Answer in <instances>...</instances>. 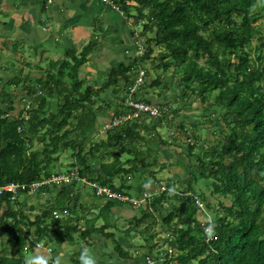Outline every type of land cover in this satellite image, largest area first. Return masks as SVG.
Returning a JSON list of instances; mask_svg holds the SVG:
<instances>
[{
    "label": "trees",
    "instance_id": "trees-1",
    "mask_svg": "<svg viewBox=\"0 0 264 264\" xmlns=\"http://www.w3.org/2000/svg\"><path fill=\"white\" fill-rule=\"evenodd\" d=\"M112 1L119 5L124 23L134 17L137 22L132 25L143 26L140 33L142 54L127 56V63H118L106 71L107 80L103 86H112V94L120 93V103L111 107L109 101L98 96L103 88L93 90L79 73V68L88 61L93 41H88L80 52L67 48L62 60H50L55 74L34 68L41 74L34 82L28 75L0 78V94L7 97V109H14L13 95L6 90L7 87L16 90L22 84L31 83L33 87L28 85L26 92H39L34 98L37 101L35 108L26 119L20 114L8 118L7 113L0 110V185L10 182L24 185V190H19L12 198L16 202L19 196L28 197L33 193L43 196L44 191V201H54L30 220L29 215L23 212L22 204L17 209L13 208L10 193L0 194V264H25V256L33 255L34 250L50 249L54 252L64 242H79L98 232L113 237V233L104 231L114 226L115 214L111 208L121 204L117 200L106 198L97 216L92 220L86 218L87 225L82 228L78 225L80 215L70 219L68 213L70 221L60 217L64 216L63 209L70 214L77 213L75 188L81 182L71 179L65 184L51 180L55 175L64 174L59 164L50 165V162H56L57 154L66 147L72 149V163H76L78 176L85 181L130 198L140 196L143 189L151 193L152 197L145 199L144 203L132 206L139 209V214L129 221L130 225L140 229L143 237L150 228V225L141 228L150 215H146V209L150 205L170 201L168 213L161 221L162 225L169 226L170 234L163 239L155 237L156 232H152L150 238L146 236L148 239L144 238L137 256L139 264H154L161 259V264L170 260L177 264H264V32L253 24L263 16L264 0ZM132 12L136 15L132 16ZM252 39L257 42L251 47ZM155 46L163 50L151 61L152 70L167 73L173 66V70L181 74L178 86L182 95L188 97L191 93L199 100L197 112L205 107L216 109L219 115L222 112L220 120L223 122L222 127L210 131V134L221 136L215 138L211 147L199 144V152L196 153L197 141L192 137L185 141L188 154L195 155V163L178 164L180 169L188 172L185 190L159 192V195H153L150 182L145 188L146 178L140 176V165L149 157L150 150L154 152L151 146L153 139L166 144L161 134L155 131L151 136L143 135L142 132L148 128L145 124L138 129L137 120H125L104 130V138L93 141L88 139L89 135L94 134L98 124L105 123L108 118L101 116L104 112L96 115L84 104L87 101L96 105L103 101L105 111H112L111 116L114 117L133 111L121 103L127 97L126 89L134 84L135 74L142 71L143 81L149 74L144 63L150 59ZM252 53L256 54L252 56ZM156 60L159 62L153 65ZM161 80L156 74L150 86L162 84L167 88ZM143 85L140 84V89ZM55 95L60 97L56 103L57 110L46 115L47 99ZM131 98L147 105L154 104L148 94L133 93ZM102 109L100 106L96 110L100 112ZM161 112L162 109L157 115L159 120ZM145 113L139 115L140 122L150 117L148 112ZM73 122L77 125L76 130L69 127ZM176 127L180 130L185 128L183 123ZM191 127L193 131L199 128ZM35 142L42 145L40 151L32 150ZM155 151L162 155L160 148ZM143 153L148 156L144 158ZM170 165H176V162L163 163L157 168L162 170ZM148 175L158 183L153 170ZM41 180H47V183L30 193V184ZM140 181L143 183L141 186L137 185ZM173 184L164 182L166 188ZM205 185L210 195L216 197V202L207 200L210 195L203 191ZM127 191L136 195L132 196ZM206 207L213 211L209 239L203 234V225L199 222L200 210ZM79 208L84 210L82 203H79ZM53 211L58 212V218H53ZM98 218L103 222L95 226ZM158 242L167 248L157 249L154 253ZM114 243L118 256L125 257V246ZM168 249L176 254L168 252Z\"/></svg>",
    "mask_w": 264,
    "mask_h": 264
},
{
    "label": "rangeland",
    "instance_id": "rangeland-1",
    "mask_svg": "<svg viewBox=\"0 0 264 264\" xmlns=\"http://www.w3.org/2000/svg\"><path fill=\"white\" fill-rule=\"evenodd\" d=\"M264 9V5H263ZM114 12V11H113ZM67 13L71 15V10L68 9ZM118 15H120L121 21L124 22V16L119 13L115 12ZM114 13V14H115ZM115 14V15H117ZM117 15V16H118ZM136 12H132V16H135ZM263 16H264V11H263ZM260 17L254 22L253 24L256 26H260L262 31L264 32V17ZM8 22V19L6 15H0V37L2 38L0 44V77L2 79H9L12 78L13 76H25L28 75L30 76V79L35 78L36 76L35 73L38 75L40 74L39 72H36L34 70V65L41 66V71L47 72L50 71L51 73L55 74V68L50 67L49 60L54 59V62L56 59H64L65 58V52L63 51L64 48H73L76 50V52H80L82 47L88 42V39L85 40V38H75L74 42L72 40H66L63 39L61 42L62 44H58V50L53 53V50H50L46 52V59L48 61L42 62L41 64L39 63H34L35 61V55L36 53L31 50V48L21 42H18L17 40H11L12 42L10 43L9 37H7V34L4 32V23ZM134 22H137L134 17H130L127 21V26L129 29L127 30L126 34V43H130L132 46V50H125V55H126V60L125 63L128 62L127 56H136L141 55L143 52L142 47H138L137 42H141L142 44V37H140V33L142 32L143 26L140 24L137 25H132ZM53 28V33H60L59 30V23H52L51 24ZM51 33L47 34L49 36ZM111 41H109V45H107L106 48L102 47L101 51L97 53V56H94L92 59L89 60V63L87 61L84 63L79 68V72L82 75H88V83L91 86L93 90H100L99 88H103V90L99 93V98L101 99H106V101L111 103V107L113 104H118L120 103L119 100V94H112V86L110 88L104 87L103 85L106 83V71H107V64L111 63L117 64L120 61L121 53L118 52V50L121 48L120 44L118 41H115L114 36H111ZM134 40V43H133ZM256 40L252 39L251 40V47L255 46ZM136 50V51H135ZM163 50V48L159 46H155L154 52L151 55L150 59H148L144 64L148 68L149 74L147 75L146 79L144 81H141L144 85L142 89H140L139 85H135L134 87L131 88V93H136L139 95H150V98H153L152 102L154 103L153 105L160 104L162 107V118L156 116H150L149 118H145L140 122L139 120V115L132 117L130 121L137 120L139 123L140 127H143V124H145L148 128L147 131L142 132L143 135L146 136H151L155 131L161 134V139L162 141H166V144L160 143V141H157L156 139H153L151 142V146L154 150H150V155L149 157L143 161L140 165V176L142 178H146L145 183L152 182L151 179H149V172L150 170H153L155 173V179L159 180H164V181H169L174 183V187L176 188L177 192H181L185 190L186 188V178L188 176V172L186 169H180L178 164H188L187 162L195 163V155H190L188 154L187 151V146L185 141L189 138H193L194 141H197L195 150L197 151L198 145L203 144V146L206 147H211L215 141V138L218 137L219 135H214L213 133L210 134V131L213 130L214 128H219L223 126V122L220 120V115L217 113L216 109H211L208 110L206 107L205 108H200L199 112L198 108L200 107L199 105V100L197 99L196 96H193V94H189L187 96H183L180 87L178 86V83L180 81L181 74L180 72L174 71V67L172 66L167 73L161 72V70H157L156 72L152 70V65L151 61L155 56H158L160 52ZM22 52V53H21ZM16 55L17 53H21L19 55V60L13 59L14 54ZM120 53V55H119ZM136 53V54H135ZM256 53H252V56H254ZM15 57V56H14ZM89 59V58H88ZM159 61L156 60L153 65L158 63ZM34 63V64H33ZM97 68V69H96ZM54 71H52V70ZM33 73V74H32ZM156 74H159L161 77V81L166 83L167 88L162 86V84L158 87H152L150 84L152 83V80L156 77ZM41 75V74H40ZM136 75V74H135ZM136 77L134 76L133 80ZM140 82V83H141ZM28 85H32L31 83H25L22 84L21 86H18L16 90H14L13 87H7L6 90L11 92L13 95L12 99V106H14V109H7L8 102H7V97L2 96L0 94V110L2 112H6L8 118H13L17 117L19 114L21 117L26 119L29 117V112L35 108V105L37 103L34 98L36 97V94H28L25 90V88ZM39 88V86H37ZM0 90H1V85H0ZM129 89H126V92ZM126 94V93H125ZM160 94V95H159ZM57 100H60V97L58 95H55L54 97H50L47 99L46 107L44 109V113L48 115L49 112H54L57 110ZM97 102V101H96ZM125 100L121 103V105L124 106ZM86 104V108L90 109L91 111L96 112V115L99 116L102 112H104L103 116L104 118H108V120L112 117H114L112 114V111H105L106 105L104 104L103 101H98L95 105H90L87 103V101L84 102ZM103 108L102 111L98 112L96 109L97 107ZM187 107V108H186ZM181 110L180 113L178 111ZM128 115V114H127ZM126 115V116H127ZM202 115V116H201ZM100 121V119H99ZM125 121V120H124ZM159 121V123H158ZM129 122V121H128ZM85 123H87L85 121ZM183 123V126L185 127L183 130L178 129L176 127L177 124ZM117 124V122H115ZM118 125V124H117ZM116 125V126H117ZM191 125L198 126L199 128L195 129L193 131ZM71 130H76L77 125L75 122L72 123V125L69 126ZM108 127L107 121L105 123H99L96 130L94 131V134L91 133L88 137V139H93V141H98L99 139H102L105 137L104 130H106ZM191 127V128H190ZM154 128V130L150 129ZM203 129V131H202ZM62 131V130H61ZM93 134V135H92ZM197 134L198 137H193V135ZM176 135V136H175ZM36 137V135H35ZM221 138V136H219ZM38 138V135H37ZM166 147V148H165ZM157 148H160L161 154H158L155 150ZM42 149V145L38 142L34 143V147L32 148L33 151L38 150L40 151ZM59 155L57 154V161L56 162H50V165L53 163L59 164L58 166L60 167L61 172L64 173L63 181L65 184L70 183L71 179L73 180H81L79 184L76 185L75 192L77 193V200L75 206L77 207V213L76 214H70V211H67V213H64L65 215H60V217L63 220H68L72 219L74 216H79L80 215V220L78 222V225L82 228L85 227L87 224L86 221H84L86 218H89V220H92L95 218L98 214V209L102 207L104 204L105 199L103 197H100L94 192L93 186L91 183L87 182L84 180V178H80L78 176V167L76 163L73 162V158L71 157L72 154V149L69 147H66L65 150L61 151ZM197 151L196 153H198ZM195 153V152H194ZM193 153V154H194ZM56 156V155H55ZM144 158H146L148 155L146 153H143ZM170 160V161H169ZM156 162V163H154ZM171 162H176V165H170L166 169H158V165H162L163 163H171ZM193 168V167H192ZM190 167V169H192ZM151 177V176H150ZM46 182L47 180H43L41 182H38L39 184H42ZM142 181H140L141 183ZM202 184L205 183V181H201ZM116 184V182H114ZM138 183L137 185H139ZM143 184V183H142ZM207 185V184H206ZM204 186V192L206 195H210L209 190L207 189L208 186ZM145 188L147 185H145ZM199 186V184H198ZM150 188V187H149ZM201 188V186H200ZM145 191L144 189L141 190ZM128 193H131L130 195L135 196L136 193L133 191H127ZM146 193V192H145ZM32 195L26 197V195L19 196L17 199L19 201L16 202L14 199H11V205H13V208L17 209L21 204L23 205L24 208V213L29 215L30 220H33L35 217V214H39V212L50 205L54 202L53 200L49 202H45L44 196L46 195L45 191L43 196H38V195ZM48 195V194H47ZM141 195V194H140ZM38 196V197H37ZM47 197V196H46ZM139 196H135L134 198H138ZM213 199V200H212ZM207 200L212 201L213 203L216 202L215 196L210 195V197L207 196ZM16 202V203H15ZM79 203L83 204L84 210H81L79 208ZM170 201L164 202L163 204H157L155 207L150 205L146 211H158L155 215L154 218L156 219L159 214L163 210H165V213H162V215H159V220L158 222H155L154 226L151 225L149 229H147V235H143L140 233V229L138 227H134L133 225H130L129 221L131 220L132 215H138L139 214V209H134L129 203H123L120 204L116 207H112L111 210L115 214L114 220L112 221L113 225L111 228H106L104 232H109L113 233V237H106L104 234L95 233L92 234L89 237L80 240L79 242L75 241H69V242H64V244L61 245L60 248H56L50 251V249H46V253L50 256H55L57 253L60 254H65L68 257V264H77L79 263L77 257L80 251V248L83 246L89 247L90 250L95 252L98 263H104L109 264H139V259H138V254L141 251V245L145 242V239L150 238V234L152 232H156L157 236L159 239H163V237H167L170 234V229L169 226L166 229L164 233L162 230H160L158 224L161 222V217L165 216L168 213L169 210V205ZM196 204V202H195ZM34 206L33 208H30V206ZM200 202H198V206H200ZM207 214L210 216L212 214L211 211L205 209ZM70 219H69V215ZM67 216V217H66ZM102 220L98 218L95 221V226H99L102 224ZM147 223H144L141 225V228L146 227ZM163 233V234H162ZM163 235V237H161ZM30 236V234H29ZM148 236V237H146ZM127 239V240H126ZM156 240V238H155ZM114 241L116 242H121L125 246V249H127V255L125 257H119L118 253L114 249ZM123 241V242H122ZM120 243V244H121ZM50 246H52L50 244ZM2 245L0 244V248ZM48 248V247H44ZM166 245L164 243L158 242V246L156 247V250L154 253H156L158 250L166 249ZM58 249V251H57ZM158 249V250H157ZM168 252H171L173 254H176L174 251L168 249ZM31 254H27L25 257H30ZM72 260L74 262H72ZM77 260V262L75 261ZM120 261V262H119ZM147 262V259H145ZM159 261H162L159 260ZM171 261V262H170ZM166 264H177L175 261L170 260ZM195 263V262H194ZM155 264V263H154ZM157 264H161V262H158Z\"/></svg>",
    "mask_w": 264,
    "mask_h": 264
},
{
    "label": "crops",
    "instance_id": "crops-1",
    "mask_svg": "<svg viewBox=\"0 0 264 264\" xmlns=\"http://www.w3.org/2000/svg\"><path fill=\"white\" fill-rule=\"evenodd\" d=\"M68 9L71 10V15L67 13ZM114 13L100 0H0V15H6L8 19V22L4 23V32L9 37V40L6 41L11 43L13 40H17L29 46L36 53L34 63L39 64L48 61L46 59V52L49 49L55 53L58 50V44H62L61 41L63 39L74 42L75 38H85V40L93 41L94 46L88 55L89 59L87 63H89L90 59L98 55L97 53L101 51L102 47L106 48L110 44L111 36H114L115 41H118L121 46L118 50L121 53L118 63H125V50H132L130 43H126V29L129 28L127 23L121 21L120 15L115 13L117 16ZM53 22L59 23L60 33L56 34L52 32L53 28L51 24ZM49 33L51 34L47 36ZM1 40L2 38L0 37V44H2ZM66 49L64 48L63 51L66 52ZM21 53H17L16 55L13 53L15 56H13V59L15 60ZM17 59L19 60V57ZM51 60L54 61V59ZM107 66L109 69L111 66H115V64L108 63ZM33 67L35 69L41 68L38 65ZM80 75L89 81L88 75L85 76L81 73ZM34 76L36 77L33 79L29 78L31 82H34L41 75L35 73ZM148 183L144 184L147 185ZM141 185L142 182L139 186ZM157 212L156 209L155 211L147 212L146 215L150 214L147 217V221H145L147 225L154 226L155 222L159 220V215L165 213V210L156 219H153ZM133 216L135 214L131 217ZM163 217H161V221ZM158 226L163 233L168 229L167 225H162L161 222ZM121 245L123 244L121 243ZM75 261L77 262V260ZM72 262L74 261L72 260ZM158 262L161 261L154 263L157 264ZM105 263L100 262L98 264Z\"/></svg>",
    "mask_w": 264,
    "mask_h": 264
},
{
    "label": "built area",
    "instance_id": "built-area-1",
    "mask_svg": "<svg viewBox=\"0 0 264 264\" xmlns=\"http://www.w3.org/2000/svg\"><path fill=\"white\" fill-rule=\"evenodd\" d=\"M100 1L106 7H108L110 10L121 13L120 10H119V5L115 4L112 0H100ZM139 46L142 47L141 44H139L138 47ZM142 74H143V72L140 71V72H138L135 75L136 78L134 79V84L127 91L128 94L126 95L127 97H126L125 103H124V106L125 107H131L134 110L131 111L130 113H127L128 115L125 114L123 116H117V117L110 118L107 121V123H108V127L107 128L116 127V125L117 124L119 125V123L121 121L130 119V118L135 117V116H137V115H139L141 113L148 112L149 116H156V115H158L160 113V111L162 109V107L159 108L160 105L159 106H157V104L156 105H147L144 102H142L140 100H137V98L136 99H132L131 98L132 97V94H133V93L130 92L131 91V88L134 87L135 85H139L140 86V84L142 83L141 81H143V78H144L142 76ZM115 122H117V124H115ZM64 176H65L64 174H60V175L58 174V175L53 176L51 180L59 183L60 181H63V177ZM41 181H43V180H41ZM41 181H39V182H41ZM44 183H46V182H44ZM44 183H42V184H44ZM42 184H39L38 185V182H33L29 186V192L32 193V192L36 191V189L38 188V186H41ZM92 185H94L93 186V189L94 188L96 189V194L97 195L103 196L104 199L108 198V199L117 200L121 204H123V203H129V204H131L133 206H139L140 203L141 204L144 203L145 199H147L149 197H152L150 192L142 191L141 192V195L138 198H134V197L133 198H130V197H128L125 194L122 195V194H120L118 192H112V191H110L106 187L99 188L96 184H92ZM19 190H24V185H20L19 183H14V182L13 183L10 182V183H6V184H3V185H0V194H2L4 192L10 193L11 199L15 196V194ZM164 190H166V188L164 186H160L159 188H156V189L153 190V195L154 194L157 195L159 192H162ZM62 213L64 214V213H67V212L63 209L62 210ZM52 216H53V218L56 219V218H58L59 214H58L57 211H53L52 212ZM147 262L148 263L150 262L149 259H147Z\"/></svg>",
    "mask_w": 264,
    "mask_h": 264
},
{
    "label": "clouds",
    "instance_id": "clouds-1",
    "mask_svg": "<svg viewBox=\"0 0 264 264\" xmlns=\"http://www.w3.org/2000/svg\"><path fill=\"white\" fill-rule=\"evenodd\" d=\"M164 182H165L164 180H159V179H158V183H154L152 181L150 189L153 191L154 189L159 188L160 186L165 187ZM162 192H171V193L176 192L177 193V190L174 186H172V187H167L166 190ZM157 195H159V193ZM215 200H216V197H215ZM205 209L211 211L212 213L213 211L206 207V208H203V210L202 209L200 210L201 213L199 215V218H200L199 222H201V224L203 225V234L206 236V239H209L210 238L209 236L212 235L211 228L213 227V225L211 224L212 214L209 216ZM207 223H210V224L207 225ZM77 259L79 261V264H98V259H97L95 252L90 250L89 247L87 246H83L80 248ZM25 264H68V257L66 253L65 254L57 253L55 256H50L46 253V251L34 250L33 255L25 259Z\"/></svg>",
    "mask_w": 264,
    "mask_h": 264
}]
</instances>
